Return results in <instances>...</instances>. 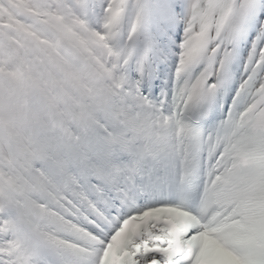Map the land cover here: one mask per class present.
<instances>
[{"label": "snow or ice", "instance_id": "6c2138e0", "mask_svg": "<svg viewBox=\"0 0 264 264\" xmlns=\"http://www.w3.org/2000/svg\"><path fill=\"white\" fill-rule=\"evenodd\" d=\"M0 264H264V0H0Z\"/></svg>", "mask_w": 264, "mask_h": 264}]
</instances>
